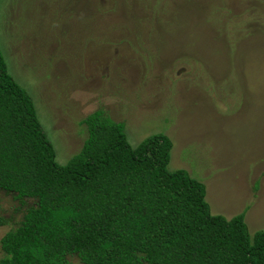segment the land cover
<instances>
[{"label":"rangeland","instance_id":"rangeland-1","mask_svg":"<svg viewBox=\"0 0 264 264\" xmlns=\"http://www.w3.org/2000/svg\"><path fill=\"white\" fill-rule=\"evenodd\" d=\"M0 53L57 164L102 109L132 147L169 135L210 213L264 230V0H0ZM28 205L0 192V239Z\"/></svg>","mask_w":264,"mask_h":264},{"label":"trees","instance_id":"trees-1","mask_svg":"<svg viewBox=\"0 0 264 264\" xmlns=\"http://www.w3.org/2000/svg\"><path fill=\"white\" fill-rule=\"evenodd\" d=\"M81 123L80 149L57 164L0 53V192L31 202L1 237L0 264H264V230L212 215L205 186L168 170L169 135L132 147L102 109Z\"/></svg>","mask_w":264,"mask_h":264}]
</instances>
